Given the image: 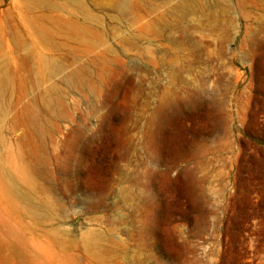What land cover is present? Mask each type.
I'll return each mask as SVG.
<instances>
[{
	"label": "rangeland",
	"instance_id": "obj_1",
	"mask_svg": "<svg viewBox=\"0 0 264 264\" xmlns=\"http://www.w3.org/2000/svg\"><path fill=\"white\" fill-rule=\"evenodd\" d=\"M52 1L0 0V264H264V0ZM83 7L106 35L44 75L27 41Z\"/></svg>",
	"mask_w": 264,
	"mask_h": 264
},
{
	"label": "bare ground",
	"instance_id": "obj_2",
	"mask_svg": "<svg viewBox=\"0 0 264 264\" xmlns=\"http://www.w3.org/2000/svg\"><path fill=\"white\" fill-rule=\"evenodd\" d=\"M22 1L24 2V4L28 5V7L39 10V15L42 19L45 18V22L50 21V17L48 14L49 12L47 13V11L49 9L55 8V5L52 0ZM59 1L67 2L69 7H71L73 3V0ZM195 1L196 0H179L176 5L167 10L166 15H186V13L194 10ZM90 4L93 5L96 9L109 7L111 10H113V21L115 24L120 20L121 16L125 17L129 13L142 11V15H138L134 18V22H138V20L142 19L143 17L150 16L151 14H153L157 9V6L149 2L148 0H90ZM84 9L85 8L83 7L81 10H79V18L75 21L65 22L64 25H62L61 23L59 24L60 32L57 38L52 37V35H48L50 33H47L46 29L44 28L42 30L43 34H41L39 30H37L35 31L36 35L34 36L33 33V37L30 38L31 40L27 41V44H29L30 46V55L33 56L35 63L38 65L39 69L44 75L53 76L61 69V66L58 63L56 56L59 52L65 50L68 43H75L77 46L82 44L97 45L101 42V40H103L104 35H106L103 23L96 16L85 12ZM162 17L163 16L154 19L149 24V27L155 28L157 25H160ZM88 37L93 42H88ZM25 44L26 41H24V39L20 41V45L24 46ZM96 65L97 64L95 63V61H91L75 70L69 76L65 77L64 81L69 84L78 85L79 83H82L83 80H86V76L89 79L88 74H93L92 72L96 70ZM85 83V85L88 87V80H86ZM0 84L3 86L2 90L4 92L8 91L11 88V81L5 75L0 77ZM54 90H56L55 85H53L47 92H51ZM4 95L5 93L1 94V98H4ZM30 109V106H27L26 111H29Z\"/></svg>",
	"mask_w": 264,
	"mask_h": 264
}]
</instances>
